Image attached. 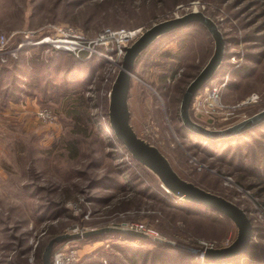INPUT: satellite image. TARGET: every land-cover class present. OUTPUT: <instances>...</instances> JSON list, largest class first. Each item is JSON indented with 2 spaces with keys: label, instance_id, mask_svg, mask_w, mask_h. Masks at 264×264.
<instances>
[{
  "label": "rangeland",
  "instance_id": "1",
  "mask_svg": "<svg viewBox=\"0 0 264 264\" xmlns=\"http://www.w3.org/2000/svg\"><path fill=\"white\" fill-rule=\"evenodd\" d=\"M195 9L215 21L226 43L222 63L197 91L190 115L199 124L221 129L264 108V0L175 4L169 0L156 4L151 0H0V34L15 33L8 42L12 47L23 31L41 32L54 24L73 25L89 37L107 27L143 32L158 21ZM213 48L210 34L199 24L171 31L147 46L131 80L130 122L182 178L234 202L257 227L241 256L217 263L193 253L185 258L187 264H193V257L199 264H264V127L211 145L208 139L187 133L179 116L184 89ZM30 49H39L46 61L52 48ZM22 50L0 54V66H14L0 82V264H42V251L51 237L114 225L130 228L142 223L156 233L149 236L196 248L224 247L234 240L237 227L231 219L176 198L115 139L106 122L107 109L123 55L117 63L81 60L85 61L81 76L69 84L61 73L70 60L63 61L51 84L44 63L29 60V52ZM171 63L177 64L176 72L168 74L161 93L160 75ZM90 71L96 72L92 80ZM222 80V107L209 112L204 89ZM84 89L95 90L86 95L96 97L92 108L96 116L76 128L79 151L73 157L62 143L72 129L66 103L75 91ZM41 107L55 114L52 123L36 117ZM70 247L76 250L74 264H131V257L137 264H153L158 251L151 244L101 234L57 243L52 253Z\"/></svg>",
  "mask_w": 264,
  "mask_h": 264
},
{
  "label": "water",
  "instance_id": "2",
  "mask_svg": "<svg viewBox=\"0 0 264 264\" xmlns=\"http://www.w3.org/2000/svg\"><path fill=\"white\" fill-rule=\"evenodd\" d=\"M191 23H199L207 29L213 40L214 48L207 62L184 89L179 105L182 126L204 139L218 141L240 135L264 123V108L221 129L208 128L192 119L190 115L192 99L197 91L204 87L217 72L225 56L226 43V39L215 21L201 10L195 9L152 24L141 32L132 43L124 46L123 57L121 62L118 63L119 69L112 80L109 91L108 126L113 131L116 140L125 146L131 156L151 171L176 198L219 211L231 219L237 227L236 237L229 245L224 247L211 248L205 246L196 248L159 236H149L143 231L132 228L118 225L106 226L80 233H62L51 237L42 251V264H51L53 246L57 243L110 233H121L130 237L166 243L197 254L206 262H227L246 253L254 228L246 212L229 199L182 178L159 148L140 137L130 122L129 91L132 77L135 76V65L139 55L160 36L181 29Z\"/></svg>",
  "mask_w": 264,
  "mask_h": 264
},
{
  "label": "built area",
  "instance_id": "3",
  "mask_svg": "<svg viewBox=\"0 0 264 264\" xmlns=\"http://www.w3.org/2000/svg\"><path fill=\"white\" fill-rule=\"evenodd\" d=\"M23 31V35L18 39L16 45L8 46L9 40L15 33L8 37L0 34V54H13L22 50V48H33L35 46L50 47L57 52H68L73 54L79 60H88L97 56L104 61L117 63L124 53V46L132 43L141 33L140 28H104L95 36L89 37L79 28L69 24L46 25L44 30ZM225 81L214 83L207 91L206 106L207 111L213 108L222 107L221 96ZM198 93V92H197ZM194 95L192 101L194 100ZM197 97V96H196ZM253 97L247 100L251 101ZM36 117L44 123H52L55 120V114L44 107L36 112ZM130 228L143 231L147 234H156L147 229L142 223L131 224ZM76 261V250L72 247L66 250H55L52 253L51 264H74ZM102 264H108L103 261Z\"/></svg>",
  "mask_w": 264,
  "mask_h": 264
},
{
  "label": "trees",
  "instance_id": "4",
  "mask_svg": "<svg viewBox=\"0 0 264 264\" xmlns=\"http://www.w3.org/2000/svg\"><path fill=\"white\" fill-rule=\"evenodd\" d=\"M151 1L153 4H156L160 1L163 3L166 2V0H151ZM169 1H172V3L175 4V3H179V2L184 1V0H169ZM259 1L262 2V0H252V2H254V3L259 2ZM191 24H199V23H191ZM191 24H189V25H191ZM199 25H201V24H199ZM177 30H179V29H177ZM37 50H39V49H25L24 51L22 50L21 53L25 54V53L29 52V54H30V56H28L29 60H32V61L38 60V62L40 64L44 63L45 71L48 74V79L50 78L49 79L50 81L48 80V83L52 84L53 81H51V78L54 76H59L60 71H61V65L60 64H62V62L63 61L65 62L66 60H70V63L67 65L65 70L61 73L62 79L64 81H66V84H69L68 82H77L79 80V77L81 76V69H80L81 67L80 66L85 61L79 60L78 58H76L71 53L57 52V51H54L53 49H49L50 50V52L48 53L49 55L47 56L46 61H44L42 59L41 55H39L40 52H38ZM90 59L91 60H97L99 64L106 62L97 56H93ZM176 65L174 66V64L171 63L168 67H166V72H164L160 75V84L157 86V89L161 93H164L163 91L166 88L165 87V81L167 80L168 74H171V75L175 74ZM15 67L17 68V65ZM13 68H14L13 65L11 67H8L6 65L0 66V82H2V80H3L2 79L3 75L6 73H10V70H12ZM167 70L169 73H167ZM11 75H10V80L12 79ZM95 75H96V72L90 71L89 75H88L89 80L94 79ZM10 82H12V81H10ZM12 84H13V86H15L16 83L12 82ZM94 91H95L94 89L77 90L67 100L65 115L70 119L72 129H71V131H68L66 133V136L63 138L62 143H63L64 149L67 150V154H69V156L75 157V156H77V153L79 151V149L77 147L78 143H79V139L77 137H75V134H77V132L79 130H76V128L78 129L80 126L85 125L87 121H91V120L94 121L95 120L96 115L93 112L92 108L96 107L95 105L93 106V101L96 100V97H94L92 95L91 96L86 95L87 92L93 93ZM68 95H70V93H68ZM106 122L108 124V121H106ZM259 127H264V123L257 125L256 127L252 128V129H250V130H248L245 133H242L240 135L246 136L250 132L256 131ZM186 132L188 133L187 130H186ZM189 133L193 134L191 132H189ZM193 135H195V134H193ZM223 140H218V141H223ZM208 141L211 145H214L216 142H218L215 140H208ZM40 191H42V189L39 188V192ZM181 201L195 205V207H197L198 210H201V208L204 207V206H201V205H198L195 203H191L188 201H184V200H181ZM208 209H210V208H208ZM211 210H213V209H211ZM214 211H216V210H214ZM217 212L221 213L219 211H217ZM253 227H254L253 231L254 232L257 231V227H255V226H253ZM104 235H114V236H118L119 238H123V239L137 240V241H139L140 244H151L152 246H154V248L158 249V251L156 252L153 264H167L168 262H170V264H176L177 262H178V264H187V262L185 261V258L188 256H193V253H191L187 250H183V249L171 246V245L166 244V243L149 241V240L142 239V238L130 237L128 235H124L121 233H110V234H104ZM99 236L100 235H95V236H90V237H86V238L90 239V238H96ZM149 251H151V250H149ZM133 256H134V254H133ZM161 257H163V259H161ZM159 260H160V262L158 263ZM190 260L194 261L193 264H199L200 263L198 258L193 257ZM130 261H131V264H137L136 259H134L133 257L130 258ZM102 263H103V261H100V264H102Z\"/></svg>",
  "mask_w": 264,
  "mask_h": 264
},
{
  "label": "crops",
  "instance_id": "5",
  "mask_svg": "<svg viewBox=\"0 0 264 264\" xmlns=\"http://www.w3.org/2000/svg\"><path fill=\"white\" fill-rule=\"evenodd\" d=\"M23 107V106H22ZM21 107V108H22ZM3 175V170H2V168H1V166H0V176H2Z\"/></svg>",
  "mask_w": 264,
  "mask_h": 264
}]
</instances>
